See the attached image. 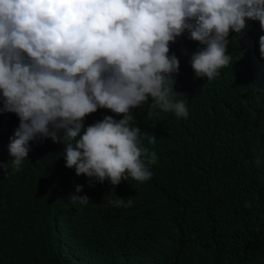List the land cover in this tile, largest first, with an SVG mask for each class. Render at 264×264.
Listing matches in <instances>:
<instances>
[{
    "label": "clouds",
    "instance_id": "9594fccd",
    "mask_svg": "<svg viewBox=\"0 0 264 264\" xmlns=\"http://www.w3.org/2000/svg\"><path fill=\"white\" fill-rule=\"evenodd\" d=\"M252 25L257 40L264 0H0V150H7L0 162V198L7 201L0 211V264H155L166 239L173 245L168 260L182 264L176 240L183 228L168 223L187 205L200 214L223 202L227 177L211 143L195 152L175 143L159 155L150 151L145 139H157L141 131L132 113L147 108L148 120L163 113L188 118L187 92L231 66L232 39ZM259 53L264 59V35ZM260 80L264 73L251 79ZM211 97L215 108L225 104ZM230 122L227 110L218 132L231 129ZM255 149L254 162L239 159L231 169L253 187L245 208L264 202V147ZM63 171L73 178V193L56 197L29 176L59 178ZM98 182L111 197L106 204ZM137 193L157 213L122 217L105 239L104 255L78 247L91 227L84 218L101 210L118 217ZM91 199L103 207L86 214L81 206ZM51 201L44 226H35ZM224 226L215 216L207 227L198 225L187 263L206 257L212 242H198L221 236Z\"/></svg>",
    "mask_w": 264,
    "mask_h": 264
},
{
    "label": "trees",
    "instance_id": "16d2710c",
    "mask_svg": "<svg viewBox=\"0 0 264 264\" xmlns=\"http://www.w3.org/2000/svg\"><path fill=\"white\" fill-rule=\"evenodd\" d=\"M261 35H264V31H261ZM259 37L256 40V27L252 25L244 33L232 39L231 66L226 67L215 82L197 84L193 91L187 92L186 95L191 101V105H188V108L190 106L188 118L180 119L171 113H163L156 121L148 120L147 108L132 113L141 131L154 135L157 139L154 144H149L145 139L144 144L150 151H155L159 155L165 152L170 144L175 143L183 152H195L197 148H202L197 145L211 143L215 161L227 177L229 194L223 202L208 209L199 208L200 214L189 212L191 206L187 205L183 211L178 210V216L174 221L168 223L175 229L183 228V232L176 240V246H181L182 264H264V202L254 201L252 207L245 208L243 201L254 198L253 187L233 178L231 173L235 161L248 159L254 162L255 148L264 147V121L260 122L264 118V89L261 92L255 90L257 85L261 87L264 84V80L258 83L251 81L255 73H264V59L259 53ZM213 95L223 97L225 104L215 108V101L211 97ZM255 103L259 106L257 107ZM227 110L231 116V129L219 133V123ZM262 113L263 117L258 120ZM4 114L15 115L6 112ZM251 135L254 137V145ZM202 155L205 156L206 153ZM6 156L7 150L3 147L0 150V162H3ZM62 174L59 178L39 179L31 173L29 176L40 191L52 193L53 197H56L73 193L74 187L71 188L73 178L67 171H63ZM78 182L79 180L76 181ZM7 185L11 186V183L8 182ZM96 191L104 197L101 201L103 204H106V200H111L103 184L98 182ZM14 192L16 198L21 194L19 190H10V194ZM99 200L91 199L87 205L81 206L83 212L89 214L94 207L101 209L103 206L97 203ZM6 202V199L0 198V211ZM53 208L54 203L51 201L41 211L35 226L43 227ZM151 211L155 214L158 209L155 205L150 207L149 202L137 193L131 206L121 207L118 217L109 216L104 210L95 215H87L84 220L91 227L87 236L78 242V247L86 249L95 256L104 255L105 239L112 229L121 224L122 217L131 219L140 216V219L145 220L147 213L152 214ZM138 213L142 214L138 215ZM209 216H215L216 222L225 220L223 232L221 236L212 239L213 241L210 238L199 241L198 243L201 244L212 242L210 253L197 262L187 263L190 260L187 252L191 249L189 236L198 225L207 227ZM156 218L159 220L160 215ZM19 222L25 223L26 219H21ZM172 249L171 241L166 239L152 261L155 264H171L168 254ZM154 251L155 248L152 252ZM197 254H201V251L198 250Z\"/></svg>",
    "mask_w": 264,
    "mask_h": 264
}]
</instances>
